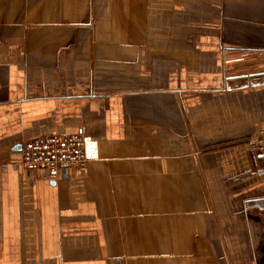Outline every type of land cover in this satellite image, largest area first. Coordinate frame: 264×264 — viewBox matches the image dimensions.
<instances>
[{
    "label": "crops",
    "instance_id": "obj_1",
    "mask_svg": "<svg viewBox=\"0 0 264 264\" xmlns=\"http://www.w3.org/2000/svg\"><path fill=\"white\" fill-rule=\"evenodd\" d=\"M263 127L264 0H0V264H264Z\"/></svg>",
    "mask_w": 264,
    "mask_h": 264
},
{
    "label": "built area",
    "instance_id": "obj_2",
    "mask_svg": "<svg viewBox=\"0 0 264 264\" xmlns=\"http://www.w3.org/2000/svg\"><path fill=\"white\" fill-rule=\"evenodd\" d=\"M246 142L264 154V127ZM97 145L96 140L81 133L43 135L23 143L19 162L25 169L45 170L50 179H57L62 169L85 170L89 161L99 157Z\"/></svg>",
    "mask_w": 264,
    "mask_h": 264
}]
</instances>
